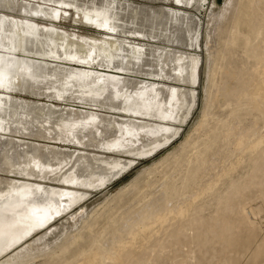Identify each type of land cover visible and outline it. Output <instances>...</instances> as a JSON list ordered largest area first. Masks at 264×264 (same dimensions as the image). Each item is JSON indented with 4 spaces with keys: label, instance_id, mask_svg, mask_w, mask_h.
Returning a JSON list of instances; mask_svg holds the SVG:
<instances>
[{
    "label": "bare ground",
    "instance_id": "1",
    "mask_svg": "<svg viewBox=\"0 0 264 264\" xmlns=\"http://www.w3.org/2000/svg\"><path fill=\"white\" fill-rule=\"evenodd\" d=\"M134 1L0 0V257L70 210L100 175L117 176L188 123L199 58L186 50L199 47L200 19L168 0ZM203 1L180 3L198 10ZM63 8L106 34L58 28ZM219 20L215 45L210 35L207 43L211 86L242 52L254 59L243 96L221 103L216 90L160 169L121 189L38 264H154L156 248L159 264H241L248 254L242 264H264V131L255 132L264 118V0H229Z\"/></svg>",
    "mask_w": 264,
    "mask_h": 264
},
{
    "label": "rangeland",
    "instance_id": "2",
    "mask_svg": "<svg viewBox=\"0 0 264 264\" xmlns=\"http://www.w3.org/2000/svg\"><path fill=\"white\" fill-rule=\"evenodd\" d=\"M228 1L229 0H205L201 3L200 9L198 10H195L194 4L191 6L184 3L177 4L176 0H168L165 3L171 8H176L181 12L198 17L201 23L198 33L200 42L199 47L186 50L187 52L198 56L199 63L197 67V82L188 87L195 91V105L193 107L191 117L188 120V123L183 126L180 135L169 142L168 145L158 148L148 156L133 158L134 161H131L132 165L123 170L117 176L114 175L113 172L103 173V175H100L94 180V184L90 188H87L84 198L71 205L70 210L64 214L56 216L48 226L42 228V230L39 229L40 231L37 230L31 236L14 246V248L9 250L5 256L2 255L3 257H0V263L13 261L25 262L26 260L33 258L34 261L30 262V264H38L46 258L54 256L57 244L63 240L66 233L76 234L80 232L83 226H85L86 220L94 216L95 212H101L108 201L112 199L113 196L121 189L126 187L143 173L144 178L151 177L152 173L150 169L161 168L160 162H162L166 156L176 151L188 139V137L194 133L195 129L202 120L203 110L207 100L216 94V90L219 89V100L221 103L226 99H235V93L243 96V92L248 86V70L253 64L254 59L247 58V55L242 52L231 53L226 58L223 68L216 74V85L213 86V88L211 86V80L214 75V68H211L210 63L211 47L212 45H215L216 39L218 38L217 28L220 24L219 15ZM134 3L136 5H142L146 2L142 0H135ZM165 4L160 3L159 0H153L149 3V5L155 7ZM261 23L264 25V20H262ZM42 25L45 27L47 26L45 23H42ZM55 25L68 33H77L79 36L83 35L100 38L107 32V30L91 26L84 18L78 17L77 13L73 9L69 8H63L61 18L57 21V23H55ZM209 35L211 36V47L209 46L210 51H208L207 47ZM216 47L217 46L212 49L215 50ZM175 85L181 86L179 83H176ZM16 95L20 98H27L29 100L36 99L35 97L26 94ZM38 100L41 102L48 101L45 98ZM55 104L64 105L63 103L57 101H55ZM74 107L77 108V106ZM263 131L264 118L257 115L255 132L257 134ZM147 137H149V135H143L140 140L146 139ZM19 140L30 141V139H22V137H20ZM32 142L40 146L48 145L55 148H74L51 138L46 140L44 138L37 137ZM125 159H127V157L122 158V160ZM7 178L12 179L11 176ZM257 201L259 202L260 200ZM210 211L211 209L205 212V215H207ZM77 215H80L81 217L75 218ZM262 226L264 227V223ZM39 237H41L40 240ZM193 240L195 243L197 242L196 237H194ZM196 250H198V247H196ZM157 251H159V248H156L153 257L151 258V261L155 262L154 264H159V262L162 261V257H158ZM248 256L249 254L241 259V264L247 261L249 258Z\"/></svg>",
    "mask_w": 264,
    "mask_h": 264
},
{
    "label": "snow or ice",
    "instance_id": "3",
    "mask_svg": "<svg viewBox=\"0 0 264 264\" xmlns=\"http://www.w3.org/2000/svg\"><path fill=\"white\" fill-rule=\"evenodd\" d=\"M176 2H177V4H179L180 3V0H176ZM44 219L45 218H41V217H35V222H36V224H38V225H42L43 224V222H44Z\"/></svg>",
    "mask_w": 264,
    "mask_h": 264
}]
</instances>
